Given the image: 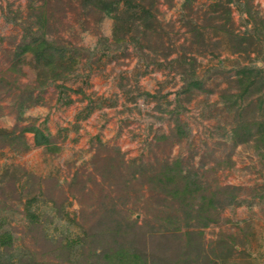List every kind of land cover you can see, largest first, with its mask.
I'll return each instance as SVG.
<instances>
[{
    "label": "rangeland",
    "instance_id": "1",
    "mask_svg": "<svg viewBox=\"0 0 264 264\" xmlns=\"http://www.w3.org/2000/svg\"><path fill=\"white\" fill-rule=\"evenodd\" d=\"M0 264H264V0H0Z\"/></svg>",
    "mask_w": 264,
    "mask_h": 264
},
{
    "label": "trees",
    "instance_id": "2",
    "mask_svg": "<svg viewBox=\"0 0 264 264\" xmlns=\"http://www.w3.org/2000/svg\"><path fill=\"white\" fill-rule=\"evenodd\" d=\"M109 11V10H108ZM49 42H47L44 39H37L34 40L33 42H28L25 44V46L23 47V51H31L34 54H36V56H38V58H43L45 59L50 65H54L53 61L55 60V54L54 52L51 51V49H48V44ZM51 47V45L49 46V48ZM31 131L35 132L36 128H31ZM37 132V131H36ZM38 139L40 136V133H37ZM40 141V140H39ZM40 142H43L42 140Z\"/></svg>",
    "mask_w": 264,
    "mask_h": 264
}]
</instances>
